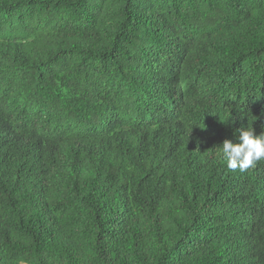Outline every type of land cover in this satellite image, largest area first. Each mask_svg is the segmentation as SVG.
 <instances>
[{"label":"trees","instance_id":"16d2710c","mask_svg":"<svg viewBox=\"0 0 264 264\" xmlns=\"http://www.w3.org/2000/svg\"><path fill=\"white\" fill-rule=\"evenodd\" d=\"M264 0H0V264H264Z\"/></svg>","mask_w":264,"mask_h":264},{"label":"clouds","instance_id":"9594fccd","mask_svg":"<svg viewBox=\"0 0 264 264\" xmlns=\"http://www.w3.org/2000/svg\"><path fill=\"white\" fill-rule=\"evenodd\" d=\"M238 133L237 142H222L221 152L228 169L244 172L264 160V131L257 135L252 127H241Z\"/></svg>","mask_w":264,"mask_h":264}]
</instances>
